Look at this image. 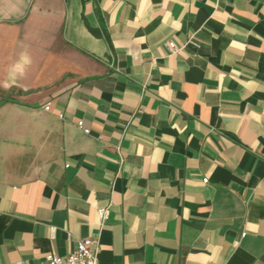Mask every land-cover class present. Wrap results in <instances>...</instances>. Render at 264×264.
I'll list each match as a JSON object with an SVG mask.
<instances>
[{"label": "crops", "instance_id": "crops-1", "mask_svg": "<svg viewBox=\"0 0 264 264\" xmlns=\"http://www.w3.org/2000/svg\"><path fill=\"white\" fill-rule=\"evenodd\" d=\"M90 236L264 264V0H0V264Z\"/></svg>", "mask_w": 264, "mask_h": 264}, {"label": "built area", "instance_id": "built-area-1", "mask_svg": "<svg viewBox=\"0 0 264 264\" xmlns=\"http://www.w3.org/2000/svg\"><path fill=\"white\" fill-rule=\"evenodd\" d=\"M186 44H195L193 37H190ZM165 46L171 54L180 52L184 45L178 44L176 41L169 39L165 41ZM50 108V103L46 105V109ZM62 117V114H60ZM79 127L83 128L85 132L89 129L84 127L82 120L78 121ZM54 235V228L52 229ZM100 244L99 238L95 236L86 237L78 241L76 248L69 254L60 256L55 253L47 255L48 264H100L99 261ZM22 264V263H17Z\"/></svg>", "mask_w": 264, "mask_h": 264}, {"label": "clouds", "instance_id": "clouds-1", "mask_svg": "<svg viewBox=\"0 0 264 264\" xmlns=\"http://www.w3.org/2000/svg\"><path fill=\"white\" fill-rule=\"evenodd\" d=\"M22 60H23V62H24L25 64H29V63H31V61H30V59L27 57V55L23 56V57H22Z\"/></svg>", "mask_w": 264, "mask_h": 264}]
</instances>
